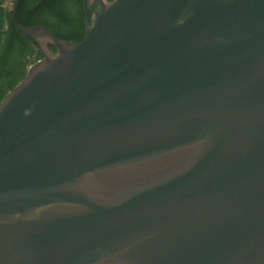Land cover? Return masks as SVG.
I'll use <instances>...</instances> for the list:
<instances>
[{
	"label": "water",
	"instance_id": "obj_1",
	"mask_svg": "<svg viewBox=\"0 0 264 264\" xmlns=\"http://www.w3.org/2000/svg\"><path fill=\"white\" fill-rule=\"evenodd\" d=\"M20 1L0 264H264V0H82L76 43Z\"/></svg>",
	"mask_w": 264,
	"mask_h": 264
},
{
	"label": "trees",
	"instance_id": "obj_2",
	"mask_svg": "<svg viewBox=\"0 0 264 264\" xmlns=\"http://www.w3.org/2000/svg\"><path fill=\"white\" fill-rule=\"evenodd\" d=\"M0 0V104L26 75L28 67L42 58L38 44L22 33L13 20V4ZM82 0H21L17 20L24 25H45L68 43L86 35ZM51 48L56 50L54 45Z\"/></svg>",
	"mask_w": 264,
	"mask_h": 264
},
{
	"label": "rangeland",
	"instance_id": "obj_3",
	"mask_svg": "<svg viewBox=\"0 0 264 264\" xmlns=\"http://www.w3.org/2000/svg\"><path fill=\"white\" fill-rule=\"evenodd\" d=\"M8 5H9V6L12 5V0H8Z\"/></svg>",
	"mask_w": 264,
	"mask_h": 264
},
{
	"label": "flooded vegetation",
	"instance_id": "obj_4",
	"mask_svg": "<svg viewBox=\"0 0 264 264\" xmlns=\"http://www.w3.org/2000/svg\"><path fill=\"white\" fill-rule=\"evenodd\" d=\"M6 4L8 5V1L6 2ZM13 8V7H12Z\"/></svg>",
	"mask_w": 264,
	"mask_h": 264
}]
</instances>
